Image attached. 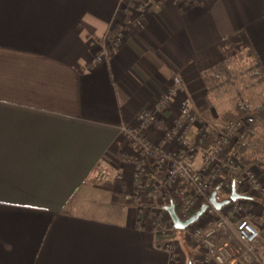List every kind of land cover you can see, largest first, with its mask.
Returning <instances> with one entry per match:
<instances>
[{
  "label": "crops",
  "instance_id": "obj_1",
  "mask_svg": "<svg viewBox=\"0 0 264 264\" xmlns=\"http://www.w3.org/2000/svg\"><path fill=\"white\" fill-rule=\"evenodd\" d=\"M244 62L264 84V0H0V264H176L151 231L150 205L121 197L133 170L121 126L177 68L218 126L196 97L224 90L206 87L225 74L210 76L217 65L231 75ZM246 133L237 150L264 179ZM103 157L121 181L89 180ZM246 195L260 235L250 251L232 242L243 264H264V202ZM168 239L175 262L194 264L190 243Z\"/></svg>",
  "mask_w": 264,
  "mask_h": 264
},
{
  "label": "built area",
  "instance_id": "obj_2",
  "mask_svg": "<svg viewBox=\"0 0 264 264\" xmlns=\"http://www.w3.org/2000/svg\"><path fill=\"white\" fill-rule=\"evenodd\" d=\"M185 89V82L174 75L172 84L153 98L150 107L139 108L134 122L121 126L129 145L124 160L133 168L128 189L121 195L123 201L135 206L170 201L181 220L207 202L214 189L219 199H225L234 185L239 193H252L264 202L261 167L245 166L233 152L247 125L246 119L232 118L221 126H212L200 117L188 96L174 109L176 97ZM149 129L160 134L159 140L149 139L146 135ZM122 179L123 173L104 157L89 174L92 182ZM155 207L147 209L151 231L155 237L166 239L163 250L171 261L179 264L168 239L174 231L172 219L167 210ZM254 218V212L243 199L230 201L219 210L208 206L197 221L181 230L196 248L194 264H243L244 257L239 255L230 232L245 249L252 250L260 235ZM137 221L141 226L142 220ZM224 236L227 240L221 243Z\"/></svg>",
  "mask_w": 264,
  "mask_h": 264
},
{
  "label": "rangeland",
  "instance_id": "obj_3",
  "mask_svg": "<svg viewBox=\"0 0 264 264\" xmlns=\"http://www.w3.org/2000/svg\"><path fill=\"white\" fill-rule=\"evenodd\" d=\"M120 2H121V0H120ZM118 37H119V35H118ZM111 38H114V37H109L106 39L111 40ZM105 46H107V42H106ZM237 64L232 66V70H231L232 74L229 75V77L234 75L235 78L231 79V81L229 80V81L225 82L224 84H221V86L223 87L224 90L222 92H220L219 90L216 91L215 95H217L218 97H215V95L206 96L203 94H201V96L196 97L197 102H199V101L201 102V104H202L201 107H203V105L204 106L207 105V106H209V108L212 109V111H214V113L219 114L220 118L213 119L214 123L218 126H221L224 123L222 117L224 118V120L229 119V118L232 119L235 117H241V116H238V113H239V111H238L239 105L238 104H241V105L245 104L248 107H250L251 109H253V108L259 106L261 103L264 102V84H263V82L256 80L253 77H250L253 74L251 75V74H248L249 72L248 73L243 72V70H246V67H247V65H245L246 64L245 62L238 64V65ZM174 75L180 76L181 79L186 84L185 92L179 93L178 96L176 97L175 101H174V104H173V106H175L174 109L177 108V105H176L177 101L179 103L180 100L182 98H184L185 96H188L190 98V100L192 101V103L195 105L194 100L187 94V87L189 86V84L183 78V76L181 75V72L178 70V68L173 72V74L170 78V83L166 86V89L172 84V77ZM227 76L228 75H226V74L221 75L220 80L226 78ZM217 81H219V80H215V79L211 80V81L207 80L206 81L207 82L206 87L210 88L213 86L212 89L213 88L216 89ZM161 93H163V92H161ZM213 93L214 92H212V94ZM155 96H158V95H155ZM152 102L153 101H151L149 103V105L145 106V107H150L152 105ZM196 112H197V110H196ZM200 117H202V116L200 115ZM257 120H258L257 126L253 129V133H252L251 140H250L251 147H252L251 150L264 153V118H261V119L259 118ZM124 159H126V158L123 156L122 160H124ZM260 165L261 164H258L256 166L261 167ZM96 183H98V182H96ZM125 191L126 190H124V192ZM142 204H144V206L150 205L151 207H148V209L157 206L155 203H149V202H144ZM156 209H159V207ZM146 214L148 215V213H146ZM174 233H176L178 240L181 241V239H183V241L190 243L191 251L195 255L197 254L196 248L193 247L192 243L184 237L183 231H181V230L175 231L174 230L171 235L174 236ZM230 233H231L232 237H235L233 232H230Z\"/></svg>",
  "mask_w": 264,
  "mask_h": 264
},
{
  "label": "trees",
  "instance_id": "obj_4",
  "mask_svg": "<svg viewBox=\"0 0 264 264\" xmlns=\"http://www.w3.org/2000/svg\"><path fill=\"white\" fill-rule=\"evenodd\" d=\"M224 71H226L225 72V74L227 73V77H226V79H224V80H219V79H217V77L215 76L216 74H221L222 72H224ZM221 72V73H220ZM210 76H213L214 78L216 77V79L217 80H219V81H217V83H216V85L218 86V85H221V84H224L225 82H227V81H229L230 80V77H229V74H228V72H227V64L226 63H220L219 65H217L215 68H213V70H211V72H210ZM212 77V78H213ZM238 111H239V113H238V116H241V117H243V118H245L246 119V121H247V125H246V127H245V129H244V131L241 133V135H239V137H238V139L236 140V142H235V144H234V150H233V152L236 154V156L245 164V166H247V167H250V166H252V165H258L259 163H256V162H254V161H252V162H244L243 160H242V158L240 157V155H239V152H238V147H240V144L241 145H247L246 143H244L243 144V142H244V139H241V137H242V135H243V133L244 132H246V130H247V135L248 134H251V135H249V136H252V133H253V129L257 126V119H261V118H264V102L263 103H261L259 106H257V107H255V108H253V109H251L250 107H248L247 105H245V104H243V105H239L238 106ZM259 116V117H258ZM235 118H237V117H235ZM229 119H231V118H229ZM229 119H227V120H229ZM249 129V130H248ZM250 132V133H249ZM245 134V135H246ZM238 141H242V142H240L239 144H238ZM173 230H175V231H177L178 229H176V228H174ZM193 264V263H192Z\"/></svg>",
  "mask_w": 264,
  "mask_h": 264
},
{
  "label": "water",
  "instance_id": "obj_5",
  "mask_svg": "<svg viewBox=\"0 0 264 264\" xmlns=\"http://www.w3.org/2000/svg\"><path fill=\"white\" fill-rule=\"evenodd\" d=\"M247 198H249L248 195L239 193L236 190L235 186L233 185L229 197H227L225 199H219L218 194H217V190L214 189L211 192V195H210L208 201L203 203L197 211H195L190 217H188L185 220L179 219V217L176 215L174 204L172 202L169 205L165 206V209L168 211L169 216L172 219L174 228L182 230L186 226L197 221L200 218V216L203 214L205 209L210 205L214 206L216 209L219 210L224 205L228 204L230 201H234L237 199H247ZM189 264H192V262H190Z\"/></svg>",
  "mask_w": 264,
  "mask_h": 264
}]
</instances>
